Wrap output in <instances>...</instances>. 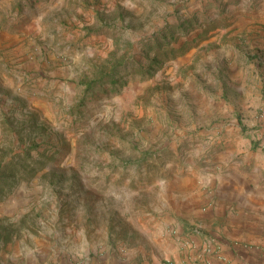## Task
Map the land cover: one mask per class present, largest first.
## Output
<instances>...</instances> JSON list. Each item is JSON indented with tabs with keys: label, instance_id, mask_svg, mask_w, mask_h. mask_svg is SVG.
<instances>
[{
	"label": "rangeland",
	"instance_id": "obj_1",
	"mask_svg": "<svg viewBox=\"0 0 264 264\" xmlns=\"http://www.w3.org/2000/svg\"><path fill=\"white\" fill-rule=\"evenodd\" d=\"M263 1L0 0V264L219 254L178 218L264 185Z\"/></svg>",
	"mask_w": 264,
	"mask_h": 264
},
{
	"label": "crops",
	"instance_id": "obj_2",
	"mask_svg": "<svg viewBox=\"0 0 264 264\" xmlns=\"http://www.w3.org/2000/svg\"><path fill=\"white\" fill-rule=\"evenodd\" d=\"M262 4L264 10V1ZM223 170L202 177L201 191L186 200L188 213L178 218L186 230L199 224L202 232L213 236L221 247L215 256L198 253V257L192 255V260H198L195 264H264V185L259 184L257 176L238 168L224 165ZM195 199L202 203L199 213L193 210ZM164 222L180 228L175 220ZM202 243L196 241L198 249H203ZM175 246V253L164 252L163 256L153 257L150 264H186L182 260H187L188 256L183 255L186 252H179L178 245Z\"/></svg>",
	"mask_w": 264,
	"mask_h": 264
}]
</instances>
